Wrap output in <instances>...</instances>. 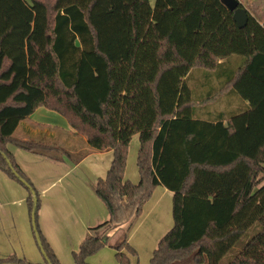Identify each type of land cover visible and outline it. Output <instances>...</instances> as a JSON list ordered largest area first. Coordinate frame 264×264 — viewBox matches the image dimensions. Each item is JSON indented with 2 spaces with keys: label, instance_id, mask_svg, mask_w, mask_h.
Here are the masks:
<instances>
[{
  "label": "trees",
  "instance_id": "trees-1",
  "mask_svg": "<svg viewBox=\"0 0 264 264\" xmlns=\"http://www.w3.org/2000/svg\"><path fill=\"white\" fill-rule=\"evenodd\" d=\"M245 11L238 29L220 0H0V172L26 189L30 223L37 192L7 146L54 147L14 136L20 121L44 107L113 154L94 188L108 220L74 264L108 246L93 233L128 231L156 187L173 225L149 264H221L244 240L227 264H264V20ZM134 135L137 184L124 180ZM35 225L43 264H60ZM114 250L116 264L136 256L126 234Z\"/></svg>",
  "mask_w": 264,
  "mask_h": 264
},
{
  "label": "rangeland",
  "instance_id": "rangeland-1",
  "mask_svg": "<svg viewBox=\"0 0 264 264\" xmlns=\"http://www.w3.org/2000/svg\"><path fill=\"white\" fill-rule=\"evenodd\" d=\"M239 1L245 4L247 1L249 2L251 0ZM153 2L154 0H150L151 4H153ZM223 107L224 105H219L217 108L222 109ZM138 149L139 139L138 136L134 135L128 146L124 175V180L132 184H137L139 182L136 166ZM51 152L53 155L59 153V151ZM2 175L5 177L2 178L6 183L0 179V259L15 255L17 259L24 260L29 264H43V255L38 249L32 233L28 206L25 201L27 191L17 181L10 179L5 174ZM74 177L75 175L72 174L70 180ZM67 180L68 178L66 181ZM66 181H63L64 183H57L53 186L52 190L59 191L61 195H64V202L60 203L57 209H53L55 203H38L35 220L38 230L46 239V226H49V223L46 222V208L50 205L48 211L52 214V218L58 219L57 227L62 230L63 225H65L67 230L62 234H58V232L49 234L47 238L50 239V244L47 240L46 241L51 249L54 248L57 251L56 257L61 264H74L72 254L77 252V246L85 239L88 233L85 227H82L81 231L79 230L81 221L89 223L90 218L95 216L96 220L99 218L100 225L107 221L100 219L102 218L101 216L107 215V210L95 193L92 201L88 198L87 203L74 202L78 197V191L79 193L82 192L80 188L76 186L71 187V185H66ZM70 182L72 183V181ZM9 184L20 189V191H22L21 194L14 188H10ZM171 197L172 194L170 192L162 187H156L150 199L142 206L138 218L131 223L130 229L126 233V242L135 250L136 256L132 257L128 255L130 264H149V260L158 241L169 229H171L173 225L171 216ZM94 203H98L99 207L98 204ZM154 203L156 204L154 205ZM92 224L93 223H91L90 226L96 225ZM82 233L83 235H80ZM81 236L84 237L81 239ZM244 243L245 240L236 248H233L221 261V264H227L231 258L237 254ZM124 251L125 250H123V252ZM88 263L116 264L115 250L107 246L102 247L88 259Z\"/></svg>",
  "mask_w": 264,
  "mask_h": 264
},
{
  "label": "crops",
  "instance_id": "crops-1",
  "mask_svg": "<svg viewBox=\"0 0 264 264\" xmlns=\"http://www.w3.org/2000/svg\"><path fill=\"white\" fill-rule=\"evenodd\" d=\"M241 5L260 23L264 20V0H251L245 4L242 2ZM13 135L22 140L38 141L52 145L54 148L51 151H59L56 155H53L51 151L47 154H36L23 151L11 144L7 146L18 166L36 189L39 203H55L53 209H57L59 204L64 202L65 196L61 195L59 191H52L53 186L57 183H64L63 181H66L67 178L66 185L76 186L82 192L79 193L78 191V197L74 202L87 203L88 198L92 201L97 180L104 178L109 169L113 158L112 151L98 152L92 150L88 146L86 138L77 134L64 117L44 107L37 108L29 117L20 121ZM2 174L0 172V179L6 183ZM72 174L75 177L70 180ZM137 177L139 178V176ZM9 187L14 188L20 194L22 192L17 187H13L12 184H9ZM26 198L27 195L25 201ZM49 207L50 205L46 208V222L49 223V226H46V240L48 242L50 240L47 238L49 234L55 232L62 234L67 230L65 225H63L62 230L57 227L58 219L52 218V214L48 211ZM101 217L100 219L108 220V213ZM99 221V218L96 220L95 216L90 218L89 223L81 221L79 230L81 231L82 227H85L88 232L89 229L97 227ZM91 223L96 225L92 224L93 226H90ZM123 233L126 234L127 230L108 225L93 233V235L97 237L107 235L110 243L115 245L121 239ZM80 235H83V233ZM82 237L84 236H81V239ZM107 247L114 250L109 245ZM52 249L56 255L57 251L54 248Z\"/></svg>",
  "mask_w": 264,
  "mask_h": 264
},
{
  "label": "water",
  "instance_id": "water-1",
  "mask_svg": "<svg viewBox=\"0 0 264 264\" xmlns=\"http://www.w3.org/2000/svg\"><path fill=\"white\" fill-rule=\"evenodd\" d=\"M220 2L230 11L232 12V19L235 23V25L237 26L238 29H242L246 26L247 21H248V13L245 11L244 8H242L240 5V3L238 2V0H220ZM23 183V182H22ZM33 198V207H32V212H31V225H32V230L34 232V237L37 243L38 248L40 249L41 254L43 255V251H42V247H41V243H40V238L39 235L36 231V225H35V208H36V201H35V196L34 194L32 195ZM113 226H117L122 228V230H127V228L129 227L128 224H124V225H116V224H112ZM96 238H99L103 241L108 242V245L116 248L118 246H120V244L124 241L125 239V234L123 233L121 236V239L119 241L116 242L115 245L111 244L109 241V238L107 235H101V236H95ZM2 264H17V263H2Z\"/></svg>",
  "mask_w": 264,
  "mask_h": 264
},
{
  "label": "built area",
  "instance_id": "built-area-1",
  "mask_svg": "<svg viewBox=\"0 0 264 264\" xmlns=\"http://www.w3.org/2000/svg\"><path fill=\"white\" fill-rule=\"evenodd\" d=\"M238 2L241 4V2L238 0Z\"/></svg>",
  "mask_w": 264,
  "mask_h": 264
}]
</instances>
